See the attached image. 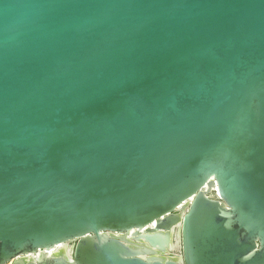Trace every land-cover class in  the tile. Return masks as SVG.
<instances>
[{
	"label": "water",
	"instance_id": "1",
	"mask_svg": "<svg viewBox=\"0 0 264 264\" xmlns=\"http://www.w3.org/2000/svg\"><path fill=\"white\" fill-rule=\"evenodd\" d=\"M9 263L264 264V0H0Z\"/></svg>",
	"mask_w": 264,
	"mask_h": 264
},
{
	"label": "bare ground",
	"instance_id": "2",
	"mask_svg": "<svg viewBox=\"0 0 264 264\" xmlns=\"http://www.w3.org/2000/svg\"><path fill=\"white\" fill-rule=\"evenodd\" d=\"M215 196H216V194H215ZM184 212V211H183ZM142 242V241H141ZM141 242H139L138 244L139 245H142V243ZM68 247V248H67ZM173 249H176V246L175 245H173V246H171V248H170V250H173ZM72 250H73V246H70V244H68L66 247H63V246H61L60 248H58L54 253H61V252H63V254H65V255H71V253H72ZM53 253V252H52Z\"/></svg>",
	"mask_w": 264,
	"mask_h": 264
},
{
	"label": "rangeland",
	"instance_id": "3",
	"mask_svg": "<svg viewBox=\"0 0 264 264\" xmlns=\"http://www.w3.org/2000/svg\"><path fill=\"white\" fill-rule=\"evenodd\" d=\"M71 246H73V244ZM175 254L176 252H172V254H169V255H175ZM9 264H12V263H9Z\"/></svg>",
	"mask_w": 264,
	"mask_h": 264
},
{
	"label": "flooded vegetation",
	"instance_id": "4",
	"mask_svg": "<svg viewBox=\"0 0 264 264\" xmlns=\"http://www.w3.org/2000/svg\"><path fill=\"white\" fill-rule=\"evenodd\" d=\"M73 244V246L76 244V242H72L71 244H70V246Z\"/></svg>",
	"mask_w": 264,
	"mask_h": 264
}]
</instances>
